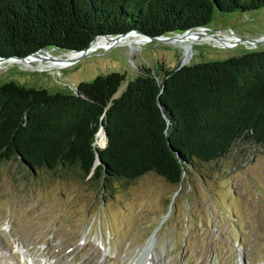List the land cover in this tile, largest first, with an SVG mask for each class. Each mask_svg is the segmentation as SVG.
Segmentation results:
<instances>
[{
    "label": "trees",
    "instance_id": "obj_1",
    "mask_svg": "<svg viewBox=\"0 0 264 264\" xmlns=\"http://www.w3.org/2000/svg\"><path fill=\"white\" fill-rule=\"evenodd\" d=\"M262 6L264 0H0V56L70 52L131 29L172 35L208 27L215 12ZM177 65H142L133 78L100 73L74 92L1 82L0 165L16 160L33 173L94 181L103 196L115 181L154 172L178 194L192 172L208 175L201 164L218 161L236 141L264 143V48ZM101 124L104 146L94 142Z\"/></svg>",
    "mask_w": 264,
    "mask_h": 264
},
{
    "label": "rangeland",
    "instance_id": "obj_2",
    "mask_svg": "<svg viewBox=\"0 0 264 264\" xmlns=\"http://www.w3.org/2000/svg\"><path fill=\"white\" fill-rule=\"evenodd\" d=\"M207 28L222 38L229 35L226 30L264 37V6L215 12ZM196 37L190 48L154 39L133 46L114 43L58 67L46 66L54 62L48 54L27 63L6 60L0 63V83L74 92L79 81L100 73L119 71L133 78L142 65L173 68L187 57L199 62L264 48V41L220 45L211 36ZM201 168L209 174L192 172L178 194L175 185L146 172L115 181L103 196L94 181L33 173L16 160L1 164L0 264H142L152 232L153 264H264V143L238 140Z\"/></svg>",
    "mask_w": 264,
    "mask_h": 264
},
{
    "label": "bare ground",
    "instance_id": "obj_3",
    "mask_svg": "<svg viewBox=\"0 0 264 264\" xmlns=\"http://www.w3.org/2000/svg\"><path fill=\"white\" fill-rule=\"evenodd\" d=\"M200 31H202V29H200L199 31H191V32H188V33H186L184 35H181L179 37L180 41H178V42L183 47L190 48L191 43H193V42L198 40L197 37L195 39H193V37L196 36V35L199 36L200 35L199 34ZM203 35H205L206 37H210L207 34H203ZM233 37L234 36H232V35H227L225 38H221L219 40L216 39V42L219 43L220 45H222V43H225L226 45H229V43L230 44L233 43ZM112 40H113V38L111 39L108 36H99L91 43L89 51H93L94 49L99 48V47H106L105 45L108 44V43L111 44ZM143 40H148V38L146 36H144V35L137 34V33H134V32H130V33L126 34L124 37H122L119 41H117V43H128L131 46H133L134 43H138V42L143 41ZM45 54H48L50 56L52 55L50 51H41L39 54L31 56L28 59L31 60L33 58V59H36L37 61H39L37 59V57L39 55L45 57ZM75 54H76L75 52H69V54L67 55L66 59H62L63 57H60L61 56L60 55L58 57V58H60L59 60H53L54 61L53 64H49V65L47 64L46 66H48V67H50V66L58 67V66H62L63 64L67 65V64L71 63L72 57ZM187 58H189V57H187ZM14 60L15 61H20V60H17V59H13V61ZM63 60H65V61L62 64ZM104 141H105V134H104L103 129H100L98 131V133H97V139L95 141V144L96 145L98 144L99 146H102ZM155 244H156V238H154V240L149 241L148 244L146 245V248H145V251H144V260H143L142 264H153V262H154V260H155V258L157 256V252H156V249H155ZM135 264H140V263L138 261H135Z\"/></svg>",
    "mask_w": 264,
    "mask_h": 264
},
{
    "label": "water",
    "instance_id": "obj_4",
    "mask_svg": "<svg viewBox=\"0 0 264 264\" xmlns=\"http://www.w3.org/2000/svg\"><path fill=\"white\" fill-rule=\"evenodd\" d=\"M200 29H202L203 31H200L199 34L202 35V34H207L209 36H211L212 38H215L217 40L221 39L222 37H220L218 34H216L215 32L213 31H210L207 27H196L194 29H187L183 32H179V33H174L172 35H158V36H148L146 35L145 33H143L142 31L138 30V29H131L129 31H126V32H123V33H119V34H115V35H104V36H108L109 38H113L112 40V43L111 44H108L106 47H109L111 46L112 44L114 43H117V41H119L122 37H124L126 34H128L129 32H134V33H141L143 34L144 36H146L148 39H154V40H162V41H167V42H178L179 41V37L181 35H184L188 32H191V31H199ZM227 34L229 35H233L235 39H233V43L232 44H235V43H238L239 41H242V42H246V43H250V44H253L254 46H256L257 44H260L264 41V37H259V38H245V37H240L230 31H227L226 32ZM95 40V38L93 40H91V42L85 46L84 48L82 49H79V50H73V51H70V52H75L76 54L72 57V60L71 61H75L77 60L80 56H83L85 54H88V53H91V51H89V48H90V45L91 43ZM222 43V42H221ZM222 45H226L225 43H222ZM105 47V48H106ZM41 51H49V49H46V48H40L32 53H29L28 55H25V56H9V57H3V56H0V63L6 61V60H13V59H17V60H20V61H25V62H30L31 60L28 59L29 57L31 56H34V55H37L39 54ZM50 59L52 60H59L60 58L54 56V55H51L49 56ZM67 57H63L62 59H66ZM188 62V58L184 59L182 61V63L179 65L181 66L182 64H185ZM98 129H103L104 131V134H105V143L107 141V138H106V133H105V130L103 128V124L100 125V127ZM95 142V140H94ZM105 143L102 145L104 146ZM95 162H99V154L96 153V159H95ZM155 238V232H152L149 236V238L147 239L148 240H154Z\"/></svg>",
    "mask_w": 264,
    "mask_h": 264
}]
</instances>
